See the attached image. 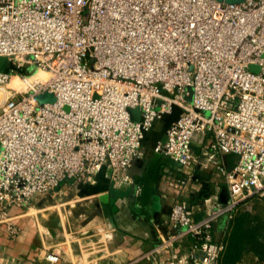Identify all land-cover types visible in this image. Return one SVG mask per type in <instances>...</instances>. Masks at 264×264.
<instances>
[{"label":"built area","instance_id":"built-area-1","mask_svg":"<svg viewBox=\"0 0 264 264\" xmlns=\"http://www.w3.org/2000/svg\"><path fill=\"white\" fill-rule=\"evenodd\" d=\"M0 56L16 65L0 68L3 214L66 181H92L107 161L117 184L134 183L145 133L177 104L155 151L189 166L196 136L209 134L213 154L237 161L229 201L204 219L186 200L173 204L169 224L194 235L200 253L170 264H219L214 222L264 194V0H0ZM44 92L56 100L41 103ZM8 230L20 233L12 221Z\"/></svg>","mask_w":264,"mask_h":264},{"label":"crops","instance_id":"crops-1","mask_svg":"<svg viewBox=\"0 0 264 264\" xmlns=\"http://www.w3.org/2000/svg\"><path fill=\"white\" fill-rule=\"evenodd\" d=\"M210 142L209 134L197 135V161L189 166L163 164L162 176L151 183L147 195L140 181L138 190L119 201L113 224L108 221L107 228L86 233L84 237L90 240L82 242L80 250L79 246L51 241L59 234L53 229L49 233L44 214L38 211L41 195H36L27 206H13L7 214L0 207V264H170L178 255L190 257L200 253L195 248L197 238L185 229L174 230L168 220L178 200L189 203L197 221L204 219L218 202L229 201L226 172L236 164L237 155L213 154ZM152 156L150 149L146 156L135 160L131 167L134 177H145ZM9 221L20 228L15 237L9 234ZM229 221L223 215L214 222L215 240L225 236ZM48 252L60 256L59 260H48ZM219 264H223L222 259ZM234 264L264 263L255 252L245 250Z\"/></svg>","mask_w":264,"mask_h":264},{"label":"rangeland","instance_id":"rangeland-1","mask_svg":"<svg viewBox=\"0 0 264 264\" xmlns=\"http://www.w3.org/2000/svg\"><path fill=\"white\" fill-rule=\"evenodd\" d=\"M146 147L147 150L151 149L149 143ZM79 184V181L69 180L55 190L41 194L43 198L37 208L39 207L38 211L44 214L43 219L46 220L49 233L52 234L55 230L59 234L52 238L53 243L79 246L80 250L82 242L90 240L84 237L86 233L94 232L100 227L107 228L109 225L99 206V195L83 198L77 196ZM240 214H245L246 220L264 235V194H254L241 202L233 218Z\"/></svg>","mask_w":264,"mask_h":264},{"label":"water","instance_id":"water-1","mask_svg":"<svg viewBox=\"0 0 264 264\" xmlns=\"http://www.w3.org/2000/svg\"><path fill=\"white\" fill-rule=\"evenodd\" d=\"M228 1H243V0H228ZM7 61L6 56H0V68L4 67ZM10 67L15 68L16 65L9 61L8 65L4 67L5 70H9ZM254 66H252L253 68ZM255 68V67H254ZM21 72H25L26 68H19ZM190 94L187 96L188 101L193 100V87L189 86ZM38 99L41 103L47 101H55L56 97L51 92H44L38 95ZM132 117L134 120L140 119V108L131 107L129 108ZM183 109L177 105H172V111L165 113L161 118L157 119L151 130L146 132L142 140L143 145L145 146L147 155L146 145L149 143L150 148L153 151L152 159L150 160L148 171L146 172L145 177H134V183L127 186H121L117 184L115 178H113L108 170L107 162L102 166V168L96 173L92 181L80 182L78 189L76 191L77 196L79 197H89L92 195H99V206L102 208L105 217L113 224L114 222V213L119 209V201L129 197L133 191L139 189L140 181H143L144 194L147 195L151 188V183L154 180H158L162 176V165L165 163H174L175 165H180L178 162L173 160L170 156H165L161 152H157L154 148L158 145L159 142H165L168 136V130L181 116ZM195 148V146L193 145ZM202 264V263H197Z\"/></svg>","mask_w":264,"mask_h":264},{"label":"trees","instance_id":"trees-1","mask_svg":"<svg viewBox=\"0 0 264 264\" xmlns=\"http://www.w3.org/2000/svg\"><path fill=\"white\" fill-rule=\"evenodd\" d=\"M230 221L223 237L225 250L220 258L223 264H234L245 250L255 252L264 263V235L246 220L245 214L237 215Z\"/></svg>","mask_w":264,"mask_h":264}]
</instances>
